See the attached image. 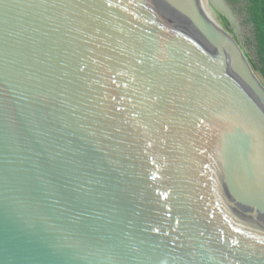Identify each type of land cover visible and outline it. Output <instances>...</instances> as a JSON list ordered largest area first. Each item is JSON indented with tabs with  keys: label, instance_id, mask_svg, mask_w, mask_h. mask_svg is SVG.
I'll return each instance as SVG.
<instances>
[{
	"label": "water",
	"instance_id": "obj_1",
	"mask_svg": "<svg viewBox=\"0 0 264 264\" xmlns=\"http://www.w3.org/2000/svg\"><path fill=\"white\" fill-rule=\"evenodd\" d=\"M252 39L228 0H0V264H264Z\"/></svg>",
	"mask_w": 264,
	"mask_h": 264
},
{
	"label": "trees",
	"instance_id": "obj_2",
	"mask_svg": "<svg viewBox=\"0 0 264 264\" xmlns=\"http://www.w3.org/2000/svg\"><path fill=\"white\" fill-rule=\"evenodd\" d=\"M241 4L245 13V21L251 25L252 44L255 49L256 59L250 60L252 67L264 78V0H228ZM225 27L228 23L220 15Z\"/></svg>",
	"mask_w": 264,
	"mask_h": 264
}]
</instances>
